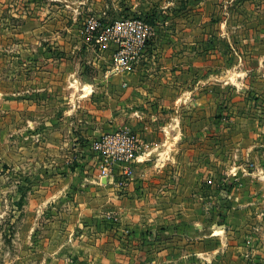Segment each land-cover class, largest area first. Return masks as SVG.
I'll return each instance as SVG.
<instances>
[{
  "label": "crops",
  "instance_id": "obj_1",
  "mask_svg": "<svg viewBox=\"0 0 264 264\" xmlns=\"http://www.w3.org/2000/svg\"><path fill=\"white\" fill-rule=\"evenodd\" d=\"M175 13L170 25L152 21L153 36L127 70L113 68V43L94 47L83 30L69 53L60 35H39L50 26L45 21L26 23L33 28L26 37H0V204H10V231H45L44 252H71L74 243L87 247L90 257L77 252L82 264H186L190 253L206 252L180 247L194 246L190 236L209 237L204 224L198 231L171 229L184 215L204 218L193 214L192 193L197 174L206 171L182 152L180 140L190 133L181 130V113L192 114L200 103L194 95L205 89L212 70L223 68L218 58L241 56L196 45L191 32L202 20L196 21L194 5ZM131 15L146 16H123ZM98 17L104 24L114 20ZM6 41L9 54L3 53ZM118 129L142 141L123 186L117 182L126 163L116 164L112 177H100L90 149L91 141ZM156 156V166L167 165L172 174L164 167L148 179ZM179 234L191 240L179 241Z\"/></svg>",
  "mask_w": 264,
  "mask_h": 264
},
{
  "label": "rangeland",
  "instance_id": "obj_2",
  "mask_svg": "<svg viewBox=\"0 0 264 264\" xmlns=\"http://www.w3.org/2000/svg\"><path fill=\"white\" fill-rule=\"evenodd\" d=\"M136 5L139 10H130ZM187 5H194L196 21L202 20V25L191 32L196 45L205 47L206 43L212 51L237 52L242 58H218L223 68L215 73L212 70L205 89L194 95L200 103L192 114L180 112L181 130L190 133L180 140L182 152L206 171L197 174L192 193L193 214L204 218L198 222L184 215L171 229L198 231L204 224L203 231H210L209 237L190 236L192 248L180 243L183 250L206 249L205 253H190L186 264H264V0H0V37H26L33 29L26 23L45 21L50 26L39 35H60L61 41H67L69 53L92 15L112 20L143 13L152 17L150 21L155 20L157 27L170 25L176 20L175 11L185 10ZM203 8L207 14H202ZM157 29L171 33L166 28ZM6 42L3 53H11V44ZM157 157L148 179L156 178L154 171L164 167L166 175L172 174L167 165L156 166ZM10 210V204H0V264H82L79 253L90 257L87 247L77 243L71 252H51L52 248L44 252L41 242L45 231H10ZM109 220L116 221L112 217ZM23 223L19 221L20 229ZM123 233L128 236V231ZM179 237V241L191 240ZM219 247L221 251L217 252Z\"/></svg>",
  "mask_w": 264,
  "mask_h": 264
},
{
  "label": "built area",
  "instance_id": "obj_3",
  "mask_svg": "<svg viewBox=\"0 0 264 264\" xmlns=\"http://www.w3.org/2000/svg\"><path fill=\"white\" fill-rule=\"evenodd\" d=\"M83 32L90 45L106 47L113 43V68L127 70L141 56L154 29L150 22L139 16L114 19L104 24L98 16L92 15L85 23ZM90 149L97 159L100 177H112L114 166L126 163L117 182L123 186L132 177L129 164L137 160L141 153L142 141L135 132L118 129L103 133L91 141Z\"/></svg>",
  "mask_w": 264,
  "mask_h": 264
},
{
  "label": "trees",
  "instance_id": "obj_4",
  "mask_svg": "<svg viewBox=\"0 0 264 264\" xmlns=\"http://www.w3.org/2000/svg\"><path fill=\"white\" fill-rule=\"evenodd\" d=\"M132 16H139V17H142L143 19H145V20H147L148 22L152 23V22L150 21V18H148V16H144V15H131L130 17H132ZM151 20H152V19H151Z\"/></svg>",
  "mask_w": 264,
  "mask_h": 264
},
{
  "label": "bare ground",
  "instance_id": "obj_5",
  "mask_svg": "<svg viewBox=\"0 0 264 264\" xmlns=\"http://www.w3.org/2000/svg\"><path fill=\"white\" fill-rule=\"evenodd\" d=\"M169 153V152H168Z\"/></svg>",
  "mask_w": 264,
  "mask_h": 264
}]
</instances>
